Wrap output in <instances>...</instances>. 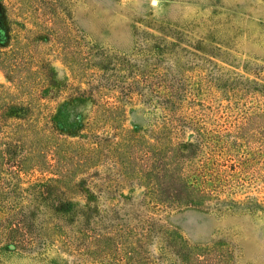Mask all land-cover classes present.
<instances>
[{
  "label": "trees",
  "instance_id": "16d2710c",
  "mask_svg": "<svg viewBox=\"0 0 264 264\" xmlns=\"http://www.w3.org/2000/svg\"><path fill=\"white\" fill-rule=\"evenodd\" d=\"M5 55L0 51V62L12 74L16 67ZM70 64L74 79H87L88 88L75 96L94 106L88 116L74 110L70 128L59 109L10 97L11 89L0 85V251L54 250L73 264H159L165 253L175 264H208L211 254L222 256L221 247H191L159 228L156 215L182 206L223 211L244 204L235 196L256 182L246 156L230 161V143L214 121L177 113L178 88L148 83L140 65L108 54L91 61L80 50ZM143 88L157 98L148 103L162 116L135 134L125 127V104L146 98ZM186 129L193 132L189 140ZM120 183L142 189L139 201L127 205L123 193L115 194ZM126 206L133 212L123 213ZM154 239L158 258L147 249Z\"/></svg>",
  "mask_w": 264,
  "mask_h": 264
},
{
  "label": "rangeland",
  "instance_id": "374dc122",
  "mask_svg": "<svg viewBox=\"0 0 264 264\" xmlns=\"http://www.w3.org/2000/svg\"><path fill=\"white\" fill-rule=\"evenodd\" d=\"M79 50L91 61L104 54L126 58L142 67L148 83L178 88L177 113L210 117L230 143V161L246 156L256 182L235 196L244 204L165 209L156 220L191 247H221L222 256L211 254L208 264H264V184L257 182H264V0H0V51L16 67L9 74L0 62V85L11 89L10 97L59 109L65 128L76 124L74 110L88 116L94 108L88 97L75 96L88 88L71 71ZM143 91L146 98L125 104V127L135 134L162 116L148 103L157 101L154 94ZM238 132L245 137H235ZM192 135L185 130L186 140ZM120 192L129 205L142 189L120 183ZM147 249L160 256L155 239ZM165 254L159 264L177 263ZM0 264H73V258L54 250L0 251Z\"/></svg>",
  "mask_w": 264,
  "mask_h": 264
}]
</instances>
